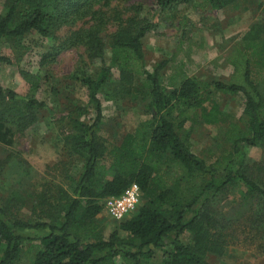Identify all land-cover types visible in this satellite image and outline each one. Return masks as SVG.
I'll return each instance as SVG.
<instances>
[{
	"label": "trees",
	"instance_id": "1",
	"mask_svg": "<svg viewBox=\"0 0 264 264\" xmlns=\"http://www.w3.org/2000/svg\"><path fill=\"white\" fill-rule=\"evenodd\" d=\"M3 1L0 45L2 40L19 43L31 34L52 39L55 30L88 19V27L71 34L62 46L83 47L90 61H100L102 66L94 75L78 72L76 76L94 110L93 119L84 122L79 118L86 115V109L73 106L70 113L76 117L64 137L69 155L81 160L79 176L70 178L66 187L49 184L34 198L27 195V202L14 193L0 206V264H16L21 259L28 264H145L156 251L166 248L170 249L161 264H209L205 257L222 255L234 237V214L217 209L231 190H237L240 200L229 199L227 207L251 206L252 225L264 233V162L249 165L245 153L246 148L264 145V83L257 81L264 73V26L251 29L236 50L228 83H204L181 68L164 77L167 61L151 72L146 70L141 39L154 25L139 18L140 6L129 7L130 17L121 19L118 13L109 16L100 9L113 0ZM198 1L155 0V5L166 10ZM206 1L222 10L237 0ZM110 22L116 30L106 45L102 36ZM107 48L109 66L103 64ZM54 53L43 54L39 65L54 62ZM0 63L12 61L0 56ZM112 69L122 86L140 83L152 118L107 149L98 134L103 121L98 93L111 79ZM20 74L29 85L27 96L0 85V145L4 147L36 124L46 108L36 99L40 78L24 71ZM210 89L240 94L247 122L244 131L230 125L225 133L230 149L207 163L192 153L185 125L197 118L208 126L223 123ZM9 160V156L0 160V177ZM133 183L140 189V202L133 215L117 222V229L105 239L96 217L103 212L105 199L120 196ZM18 204L28 205L29 218L14 212L11 205ZM186 234L191 245L181 240Z\"/></svg>",
	"mask_w": 264,
	"mask_h": 264
},
{
	"label": "rangeland",
	"instance_id": "2",
	"mask_svg": "<svg viewBox=\"0 0 264 264\" xmlns=\"http://www.w3.org/2000/svg\"><path fill=\"white\" fill-rule=\"evenodd\" d=\"M4 6V1L0 0V14ZM131 6H140L139 18L147 19L154 25L153 30L141 39L145 68L151 72L158 63L167 61L162 72L164 77L181 68L187 76L200 82L228 83L234 71L231 63L236 50L244 45L243 40L251 29L264 26V0H237L222 10L211 8L206 0L166 10L158 9L155 0H113L100 9L109 16L115 12L121 19H126L131 15L128 10ZM88 25L89 20L86 19L74 26H64L54 31L52 39L31 34L20 39L19 43L1 42L0 56L8 57L12 64L0 63V85L25 97L29 85L22 78L21 71L39 77L41 88L35 92L36 99L45 103L46 108L38 115L36 124L24 134L15 135L10 147L0 145V160L5 156L11 158L0 177V206L14 193L27 202V195L34 198L49 184L66 187L70 178L79 176L81 160L69 155L64 146V137L71 130L70 121L76 117L70 113L73 106L86 109V115L79 118L84 122L93 119L94 110L76 76L78 72L94 75L102 62L90 61L83 47L62 46V43ZM115 30L113 22L106 26L102 36L106 38V45L108 36ZM53 52L56 54L54 62L41 67V56ZM103 64H110L108 48ZM111 72V79L98 93L103 110L98 134L107 143V149L118 145L125 134L135 132L141 123L149 122L152 118L146 99L141 94L140 83L134 81L130 86H122L117 71L112 69ZM257 81L264 83V73L257 77ZM210 91L223 123L208 126L197 118L195 123L187 122L185 125L192 153L207 163H212L230 149L231 142L225 135L230 125L244 131L247 122L242 112L243 97L240 94ZM245 153L249 165L264 162V145L246 148ZM239 190L245 192L244 186H240ZM227 196L217 205V209L224 214H234L231 227L234 237L222 255L209 254L205 257L206 261L209 264H264V233L252 225V207L235 203L228 208V200L233 197L240 200V194H237V190H231ZM11 208L24 218L30 216L28 205H11ZM96 222L105 239L119 224L109 218L104 210L96 217ZM181 240L185 245H191L189 235L181 237ZM166 249L156 251L145 264H161L166 256L164 252L170 248ZM16 264L28 262L21 259Z\"/></svg>",
	"mask_w": 264,
	"mask_h": 264
},
{
	"label": "built area",
	"instance_id": "3",
	"mask_svg": "<svg viewBox=\"0 0 264 264\" xmlns=\"http://www.w3.org/2000/svg\"><path fill=\"white\" fill-rule=\"evenodd\" d=\"M141 192L137 184H131L120 196L105 199V213L115 222H121L138 206Z\"/></svg>",
	"mask_w": 264,
	"mask_h": 264
}]
</instances>
